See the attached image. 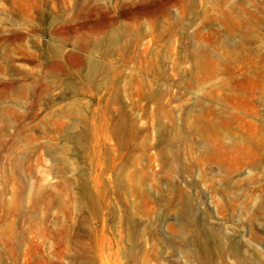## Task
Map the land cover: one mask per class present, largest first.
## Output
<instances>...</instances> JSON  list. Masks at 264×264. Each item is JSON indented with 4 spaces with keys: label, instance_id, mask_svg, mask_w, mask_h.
Wrapping results in <instances>:
<instances>
[{
    "label": "rangeland",
    "instance_id": "rangeland-1",
    "mask_svg": "<svg viewBox=\"0 0 264 264\" xmlns=\"http://www.w3.org/2000/svg\"><path fill=\"white\" fill-rule=\"evenodd\" d=\"M0 264H264V0H0Z\"/></svg>",
    "mask_w": 264,
    "mask_h": 264
}]
</instances>
